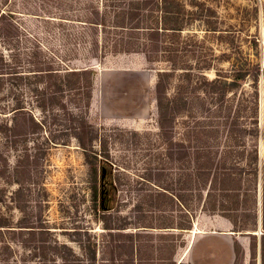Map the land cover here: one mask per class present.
<instances>
[{
	"label": "rangeland",
	"instance_id": "374dc122",
	"mask_svg": "<svg viewBox=\"0 0 264 264\" xmlns=\"http://www.w3.org/2000/svg\"><path fill=\"white\" fill-rule=\"evenodd\" d=\"M1 13L0 264H263L264 0Z\"/></svg>",
	"mask_w": 264,
	"mask_h": 264
},
{
	"label": "crops",
	"instance_id": "0c3cea01",
	"mask_svg": "<svg viewBox=\"0 0 264 264\" xmlns=\"http://www.w3.org/2000/svg\"><path fill=\"white\" fill-rule=\"evenodd\" d=\"M212 234H219L220 236H222L226 242H228L227 247L224 251V255H219L221 256L224 260H222V264L227 263V264H233V262L236 259V244H240V245H244V242L240 241V237H238L237 233L232 230V229H228V230H224L221 232H216L215 230L213 232H211ZM198 233H196L197 235ZM246 244L244 245L245 248ZM192 261H193V257H192ZM194 263V262H193Z\"/></svg>",
	"mask_w": 264,
	"mask_h": 264
},
{
	"label": "trees",
	"instance_id": "16d2710c",
	"mask_svg": "<svg viewBox=\"0 0 264 264\" xmlns=\"http://www.w3.org/2000/svg\"><path fill=\"white\" fill-rule=\"evenodd\" d=\"M4 20L5 19V13H1L0 14V21L1 20ZM95 28H98L100 25H102V26H105V24H100V23H97V22H90ZM126 29H131V30H133V31H141V30H147V31H149V32H152V34L151 35H154V33H156V32H159V28L157 27H153V26H151V27H125ZM168 29H175V28H168ZM52 72V71H51ZM76 72H78V71H73V73H76ZM53 73V72H52ZM239 78V81H241V80H243V77L242 76H239L238 77ZM97 189V187L95 188V190ZM263 250H264V239H263ZM263 264H264V257H263Z\"/></svg>",
	"mask_w": 264,
	"mask_h": 264
}]
</instances>
